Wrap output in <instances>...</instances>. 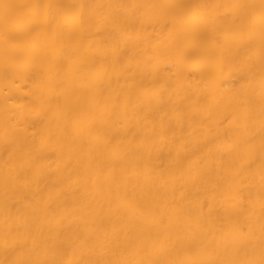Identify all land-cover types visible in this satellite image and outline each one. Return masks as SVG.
I'll return each instance as SVG.
<instances>
[{
  "label": "bare ground",
  "instance_id": "1",
  "mask_svg": "<svg viewBox=\"0 0 264 264\" xmlns=\"http://www.w3.org/2000/svg\"><path fill=\"white\" fill-rule=\"evenodd\" d=\"M0 264H264V0H0Z\"/></svg>",
  "mask_w": 264,
  "mask_h": 264
}]
</instances>
